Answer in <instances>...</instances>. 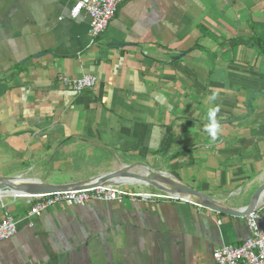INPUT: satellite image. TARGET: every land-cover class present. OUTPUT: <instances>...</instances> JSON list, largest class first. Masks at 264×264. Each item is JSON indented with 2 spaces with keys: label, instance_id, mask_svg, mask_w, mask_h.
Returning a JSON list of instances; mask_svg holds the SVG:
<instances>
[{
  "label": "crops",
  "instance_id": "obj_1",
  "mask_svg": "<svg viewBox=\"0 0 264 264\" xmlns=\"http://www.w3.org/2000/svg\"><path fill=\"white\" fill-rule=\"evenodd\" d=\"M71 10L0 0V177L78 183L108 154L110 172L147 165L247 207L264 182V0H126L94 45L90 17ZM85 75L97 85L81 93L59 80ZM32 204L0 194V222L18 221L0 264H215L251 236L246 217L182 201L61 205L30 222ZM258 211L264 228V199Z\"/></svg>",
  "mask_w": 264,
  "mask_h": 264
},
{
  "label": "built area",
  "instance_id": "obj_2",
  "mask_svg": "<svg viewBox=\"0 0 264 264\" xmlns=\"http://www.w3.org/2000/svg\"><path fill=\"white\" fill-rule=\"evenodd\" d=\"M72 3L71 17L76 19L83 13L91 19L90 37L91 44H98L111 21L116 16L120 5L126 0H68ZM60 82L76 93L94 88L97 78L85 75L79 79H70L65 76L59 77ZM33 201L28 214L31 222L44 213L51 211L57 206L69 207L87 206L94 201L98 202H123L126 199L141 200L144 202L154 201H189L169 196L160 191L135 192L125 187L103 186L89 190L58 193L55 195H27ZM251 232L241 245H225L214 253L215 264H264V228L259 222L261 215L257 210L246 217ZM219 224L221 222L219 221ZM32 225V224H31ZM18 233V221L12 213L6 211L4 219L0 222V244L13 238Z\"/></svg>",
  "mask_w": 264,
  "mask_h": 264
},
{
  "label": "water",
  "instance_id": "obj_3",
  "mask_svg": "<svg viewBox=\"0 0 264 264\" xmlns=\"http://www.w3.org/2000/svg\"><path fill=\"white\" fill-rule=\"evenodd\" d=\"M118 47H126V46H133L131 44H116ZM45 53H42L35 58L44 57ZM186 53L180 55L177 58H174V61H179L180 59L184 58ZM137 167H142L149 170L151 173L149 177L137 176L132 175L129 170ZM118 177H131L136 178L144 182L148 187H151L157 191L165 193L172 197L182 198L184 197L195 199V202H190L200 208L215 212L220 215H225L229 217H247L253 213H255L261 202L264 198V182L258 187L255 191L249 205L245 208L235 209L229 207L218 200L205 195L201 191L192 188L188 185H185L172 177H168L164 175L163 171L154 169L147 165L143 164H134L129 166L128 169L113 173L106 176L98 177V181L94 182V180L90 181H83L78 183H71L66 185H51L46 184L41 181L35 182H27V183H17L16 179H11L7 177H0V186L5 185L9 190L20 193L23 196L27 195H55L58 193H66L72 191H81V190H89L97 187H103L110 184L111 180ZM5 188V187H4Z\"/></svg>",
  "mask_w": 264,
  "mask_h": 264
},
{
  "label": "bare ground",
  "instance_id": "obj_4",
  "mask_svg": "<svg viewBox=\"0 0 264 264\" xmlns=\"http://www.w3.org/2000/svg\"><path fill=\"white\" fill-rule=\"evenodd\" d=\"M122 166H123L122 168L113 170V171H111V172H109L107 174H104V175H100L99 177L106 176V175H110V174H113V173H117V172H120V171H123V170H126V169L129 168V167H126L125 165H122ZM129 172L132 175H137V176L139 175V176H143V177H149V175L151 173L149 170H147L145 168H142V167H137V168L130 169ZM164 175H166L168 177H171V175L169 173H167V172H164ZM98 179L99 178H97L96 180H94V182H97ZM16 181H17V183L23 182L22 179H17ZM255 183H259V180L258 179L254 180L252 183L249 184L248 187H251V186L255 185ZM109 185L110 186H115V187H121V186H136V185L137 186H142V185L143 186H147L141 180L136 179V178H131V177H118V178H114L113 180H111V182H110ZM0 194L24 197L20 193H16V192H13V191L9 190L5 185L0 186ZM184 198H185V200L190 201V202H192V201L195 202L196 201L195 199H192V198H188V197H184Z\"/></svg>",
  "mask_w": 264,
  "mask_h": 264
},
{
  "label": "rangeland",
  "instance_id": "obj_5",
  "mask_svg": "<svg viewBox=\"0 0 264 264\" xmlns=\"http://www.w3.org/2000/svg\"><path fill=\"white\" fill-rule=\"evenodd\" d=\"M103 158H106L107 160V164H105L104 161H102ZM103 158H101V162H98V160L93 164L94 168L97 169V171H94V172H88L86 174V177L84 178L85 180L83 181H90V180H94L96 178H98L101 174H106V173H109L110 172V169H111V165L110 162H112L113 160V157L109 156L108 154H106ZM124 165H128L129 166H132L131 164H124ZM134 165V164H133ZM107 169V170H106ZM81 181V182H83ZM127 189H132V190H138L139 192H152V191H156L155 189L151 188V187H143V188H140V187H134V186H127L126 187ZM141 189H144V191H141ZM228 206V205H227Z\"/></svg>",
  "mask_w": 264,
  "mask_h": 264
},
{
  "label": "clouds",
  "instance_id": "obj_6",
  "mask_svg": "<svg viewBox=\"0 0 264 264\" xmlns=\"http://www.w3.org/2000/svg\"><path fill=\"white\" fill-rule=\"evenodd\" d=\"M210 99L215 101L217 96L213 95ZM220 110L219 106L209 109V123L206 125V131L209 132L214 140L218 139L222 133V125L218 119Z\"/></svg>",
  "mask_w": 264,
  "mask_h": 264
}]
</instances>
